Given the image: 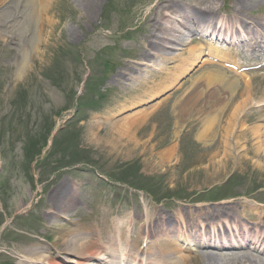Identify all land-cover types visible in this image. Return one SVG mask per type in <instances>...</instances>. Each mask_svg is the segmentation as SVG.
<instances>
[{
	"label": "rangeland",
	"instance_id": "374dc122",
	"mask_svg": "<svg viewBox=\"0 0 264 264\" xmlns=\"http://www.w3.org/2000/svg\"><path fill=\"white\" fill-rule=\"evenodd\" d=\"M38 1L43 6L37 12L33 0H15L9 9L7 0H0V264H16V253L35 243H64L66 237L57 228L82 226L106 233L113 222L141 217L153 208L173 216L180 208H215L229 202L242 204L236 206L239 214H252L251 207L264 212V165L258 162L264 156L252 150L264 148L257 144L264 132V110L263 117L257 108L249 119L242 115L234 133L200 141V113L183 117L174 105L206 70L201 63L180 73L178 84L144 98L138 95L147 87L134 91L125 87L128 80H118V74L140 57L151 30L164 34L165 27H153L152 22L162 16L167 0H98L90 11L79 0ZM169 1L189 14L214 3V23L234 16L235 0ZM248 9L241 13L244 20L264 22V0H255ZM208 22L200 24L201 35L193 44L202 43L203 36L205 46L220 47L223 40L209 36ZM252 30L257 40L246 37L226 46L233 60L252 69L227 68L232 71L227 75L237 82L234 95L243 91L245 81L251 83V76L247 85L256 93L254 98L264 102V30ZM136 71L131 81L139 76ZM185 81L168 103L159 105ZM130 99L135 100L120 107ZM90 100L98 101L97 107L79 105ZM210 103L206 97L198 107L208 111ZM128 115H139L134 141L118 135L117 125L105 119ZM7 121H13V130ZM52 121L48 144L29 159L27 138L46 135ZM225 121L222 115L223 127ZM58 134L63 135L56 144ZM233 144L239 153L230 149ZM222 146L229 154L213 157ZM172 148L175 153L165 155ZM59 188L73 191L77 202L65 217L48 221L50 211H59L50 203Z\"/></svg>",
	"mask_w": 264,
	"mask_h": 264
},
{
	"label": "bare ground",
	"instance_id": "6f19581e",
	"mask_svg": "<svg viewBox=\"0 0 264 264\" xmlns=\"http://www.w3.org/2000/svg\"><path fill=\"white\" fill-rule=\"evenodd\" d=\"M33 1L34 9L38 12L43 5L38 0ZM79 1L84 2L85 9L90 11V6L98 0ZM12 3H15V0H7V9ZM253 3L255 0H235L234 16L214 23L212 20L218 12L214 3H209L204 8L189 14L178 2L163 1V14L152 22V26L165 27L164 34H155V31L151 30L150 37L142 46L140 57L118 74L120 78L118 80H128L130 83L125 87L134 91L147 87L142 95H138V98H144L178 84L180 73L185 74L201 63V67H206V70L193 82L192 88L186 89L183 96L176 99L174 105L179 107V114L183 117L200 113L197 118L202 121L197 133V139L200 141L216 135L227 136L229 133H234L237 127L234 125L235 122L242 115L249 119L254 114L255 108L260 113V117H263L261 113L264 110V102H261L260 98H254L256 93H253L247 85L252 83L251 76L249 80L251 83L245 81L242 92L232 94L237 82L227 75V72H232L227 68L241 69L242 64L233 60L234 55L232 56V52L226 47L230 44H221L220 47L213 43L208 47L205 44L203 46V41L198 43L200 46L193 44L195 36L201 35L200 24L207 21L212 22L208 32L216 36V41H233L241 36L257 40L256 32L252 29L264 30V22L253 17L244 20L245 15L241 14L249 10ZM235 30H243L246 34L241 33L237 36ZM226 31L228 37L225 39L223 34ZM190 32L194 34L191 35ZM188 44L191 46L190 50L179 47ZM252 45H255L254 49H256V42ZM186 52L188 56H185ZM261 55L264 57V52ZM155 58L159 60L156 61ZM174 61L179 63L168 65ZM215 64L219 66L216 67ZM157 65L158 70L153 68ZM133 69L137 70L139 76L131 81ZM159 77L160 79L157 80ZM187 83L188 81L181 83L177 91L165 97L159 105L168 103ZM218 87L222 88V92ZM206 97L211 100L208 111L198 107ZM236 98L241 101L235 105ZM134 100H127L120 104V107ZM247 108L250 111L245 113ZM143 115L147 114L143 112ZM222 115L226 118L224 127L220 123ZM136 116L139 115H128L117 120L111 117L105 119L117 125L115 132L118 135L124 134L133 140L134 129L139 123V118ZM144 116L141 118L143 119ZM99 124L100 122H97V125ZM258 143L264 144V132L258 138ZM253 148L256 155L264 156V148L261 145ZM230 149L240 152L235 144ZM230 149L222 146V149H216L212 156L216 157L222 153L226 156ZM174 153L175 150L172 148L167 150L165 155L171 156ZM258 162L264 165L263 159ZM72 193L74 194L70 189L59 188L51 194V202H49L59 211H50L47 216L48 221L65 217L68 209L77 202V197ZM236 206L241 207L242 204L223 202L215 208L202 204L190 206L189 209L180 208L173 216H167L161 210L153 208L141 217L132 216L113 222L106 233L82 226L57 228L59 233H64L66 237L64 243L56 242L49 246L32 244L16 253V264H264V212L251 207L252 214H239ZM93 235H96L98 241H93ZM248 237L250 240L246 242Z\"/></svg>",
	"mask_w": 264,
	"mask_h": 264
},
{
	"label": "trees",
	"instance_id": "16d2710c",
	"mask_svg": "<svg viewBox=\"0 0 264 264\" xmlns=\"http://www.w3.org/2000/svg\"><path fill=\"white\" fill-rule=\"evenodd\" d=\"M61 57H64V54L61 55ZM60 63V56H59V61ZM81 105H88V106H93V107H96L98 105V101H94V100H90V101H87V102H83ZM12 122L13 121H7V124H8V128L10 130H13V125H12ZM53 125H54V122L52 121L51 124L49 126H47V129H45L46 131V135L45 133L42 134V135H30L27 140H26V143H27V146H26V149H27V153H28V156H29V159L33 160L37 155H39L42 151V149L46 146V144L48 143V136L50 135V130H52L53 128ZM63 134H58V136L56 137L57 141H56V144H59L60 143V139H59V136H62ZM36 138V139H34ZM42 139V142H39L40 140ZM40 143V146L37 147V144Z\"/></svg>",
	"mask_w": 264,
	"mask_h": 264
}]
</instances>
